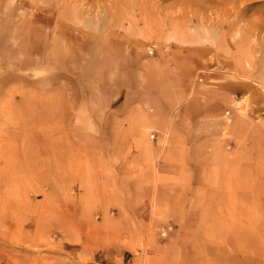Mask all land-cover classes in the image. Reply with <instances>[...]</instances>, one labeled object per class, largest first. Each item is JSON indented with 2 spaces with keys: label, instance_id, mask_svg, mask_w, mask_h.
<instances>
[{
  "label": "rangeland",
  "instance_id": "obj_1",
  "mask_svg": "<svg viewBox=\"0 0 264 264\" xmlns=\"http://www.w3.org/2000/svg\"><path fill=\"white\" fill-rule=\"evenodd\" d=\"M258 262L264 0H0V264Z\"/></svg>",
  "mask_w": 264,
  "mask_h": 264
},
{
  "label": "bare ground",
  "instance_id": "obj_2",
  "mask_svg": "<svg viewBox=\"0 0 264 264\" xmlns=\"http://www.w3.org/2000/svg\"><path fill=\"white\" fill-rule=\"evenodd\" d=\"M259 251H260V250H259ZM259 251H258V253H259ZM261 251H262V250H261ZM261 253H262V252H261ZM242 260H243L244 262H246L245 259H242ZM247 261H248V260H247ZM258 263H259V262H258ZM259 264H260V263H259Z\"/></svg>",
  "mask_w": 264,
  "mask_h": 264
}]
</instances>
